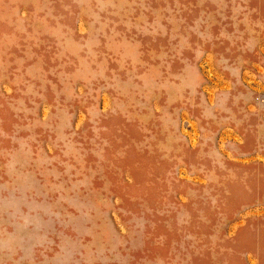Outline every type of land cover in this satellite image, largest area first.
<instances>
[{
	"label": "rangeland",
	"instance_id": "374dc122",
	"mask_svg": "<svg viewBox=\"0 0 264 264\" xmlns=\"http://www.w3.org/2000/svg\"><path fill=\"white\" fill-rule=\"evenodd\" d=\"M0 264H264V0H0Z\"/></svg>",
	"mask_w": 264,
	"mask_h": 264
}]
</instances>
